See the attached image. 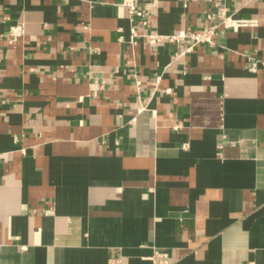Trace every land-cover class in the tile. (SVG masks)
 <instances>
[{"label": "crops", "instance_id": "crops-1", "mask_svg": "<svg viewBox=\"0 0 264 264\" xmlns=\"http://www.w3.org/2000/svg\"><path fill=\"white\" fill-rule=\"evenodd\" d=\"M135 4L0 0V264H264V0Z\"/></svg>", "mask_w": 264, "mask_h": 264}, {"label": "built area", "instance_id": "built-area-1", "mask_svg": "<svg viewBox=\"0 0 264 264\" xmlns=\"http://www.w3.org/2000/svg\"><path fill=\"white\" fill-rule=\"evenodd\" d=\"M225 2L226 0H222ZM123 5L127 8L128 10V15L130 19H133L134 17L141 16V11L137 10L135 0H123ZM226 7L223 6L222 9L220 10V21L217 23L218 26L222 28H230L233 30H237L241 27H246V26H254L256 24V21L253 20H247V19H233L230 16L226 14ZM206 19L210 20L213 19V15L206 14ZM216 28V25L213 26H205L202 27L199 31H193V32H185V31H179L178 33L175 34H168L163 36L162 38L168 41L169 43L173 44H179L181 42H186L187 43V51H190L194 46H200V45H205V44H212L211 37L214 34V30ZM19 31H12L13 36H17ZM156 36H150V41H153ZM252 65L250 67V71H255L256 70V64L257 62L254 60L252 61ZM167 262V255L166 254H156V257L153 259V264H165ZM108 264H119L115 260H109Z\"/></svg>", "mask_w": 264, "mask_h": 264}]
</instances>
